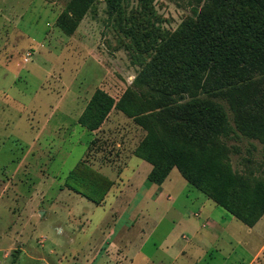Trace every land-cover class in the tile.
<instances>
[{
    "label": "rangeland",
    "instance_id": "1",
    "mask_svg": "<svg viewBox=\"0 0 264 264\" xmlns=\"http://www.w3.org/2000/svg\"><path fill=\"white\" fill-rule=\"evenodd\" d=\"M70 2L80 16L76 23L66 12ZM112 2H117L114 9ZM210 4V0H0V264H94V242L105 230L96 222L101 219L105 227L103 222L109 224L110 219L64 188V177L84 160L93 168L109 167L111 171L103 174L115 180V169L147 134L137 119L145 117L148 104L162 103L151 91L175 90L159 76L176 70L171 61L166 69L161 66L160 45L177 39L181 26L189 33L197 14ZM204 82L207 90L220 95L230 125L234 119L238 124L237 132L212 141L223 148L234 172L264 183V75L241 83L212 77ZM96 89L116 102L129 98L137 116L127 118L112 110L98 132L86 131L77 118ZM201 89L192 93L205 98ZM174 99L166 98L164 107L155 111L182 118L183 130L191 135L187 118L177 112L190 94ZM132 161L138 160L129 162L123 179L138 183L143 171H133ZM177 175L168 182L171 194L182 190L179 183L198 193ZM144 183L150 185L146 179ZM172 213L132 264H160L162 254L154 249L158 237L171 227ZM154 221L132 222L125 215L112 225L114 232L120 231L118 240L128 236L121 233L123 227H130L132 258L140 245L139 230L149 233ZM230 227L232 236L225 233L215 243L221 249L199 264H248L264 245L260 227L251 235L247 228L253 226L233 221ZM231 238L230 246L225 241ZM121 256L118 264H124ZM260 257L258 262H264V251Z\"/></svg>",
    "mask_w": 264,
    "mask_h": 264
},
{
    "label": "trees",
    "instance_id": "2",
    "mask_svg": "<svg viewBox=\"0 0 264 264\" xmlns=\"http://www.w3.org/2000/svg\"><path fill=\"white\" fill-rule=\"evenodd\" d=\"M210 6L197 14L189 33L181 26L177 39L158 49L160 64L166 69L169 61L176 70H165L159 75L168 79L175 90L151 91L162 101L157 107L148 104L140 127L147 132L132 155L151 165L146 177L149 184L161 185L175 168L188 185L211 200L216 206L242 223L252 227L264 214V183L250 182L232 170L223 148L212 137L233 134L238 130L234 119L219 101V94L206 89L205 77L233 83L244 82L255 74L264 75V0H210ZM114 9L117 2L110 3ZM66 12L80 19L70 2ZM202 88L205 98L192 93ZM184 93L191 99L178 106V114L187 118L192 128L188 135L183 130L182 118L164 107L167 99L176 100ZM112 110L127 118H135L129 98L119 101L101 89H96L77 118V124L88 132L97 131ZM205 132V138L202 133ZM92 142H90L91 145ZM89 145V146H90ZM89 148V147H88ZM112 181L84 160L78 161L64 178L63 187L94 205H100Z\"/></svg>",
    "mask_w": 264,
    "mask_h": 264
},
{
    "label": "crops",
    "instance_id": "3",
    "mask_svg": "<svg viewBox=\"0 0 264 264\" xmlns=\"http://www.w3.org/2000/svg\"><path fill=\"white\" fill-rule=\"evenodd\" d=\"M100 129L101 127L94 132H98ZM94 132L90 133L94 134ZM90 142L87 144L86 149H88ZM133 158L138 160L132 161L135 167L133 171H143L142 180L138 183L123 179V170L126 169ZM94 169L102 174L108 172V170L111 171L105 165L95 166ZM150 170V164L130 155L119 170L115 169V180L109 178L112 181L111 188L104 197L103 202L98 206L94 205L99 208L102 217L110 219L109 224H107V221L103 222V225H106L105 227L101 226V219L96 222L100 230L105 229L107 231L104 230L101 237L94 242V264H118L116 258L119 254H122L121 260L124 261V264H132L133 259L139 255L143 246L152 238L161 223L167 220L172 212L173 216L169 219L171 227L158 237V247L154 249L162 254L160 264H199L201 259L204 260V258L210 257L212 252H217L221 249L215 243L225 233L232 236L231 223L239 221L225 210L229 217L217 212L216 205L203 194L198 191H196L198 193H193L185 190L180 183L178 185L181 186L180 189L182 188V190L171 194L168 182H170L173 174L176 179L178 178L177 173L179 174L175 168L170 171L167 178L159 186L154 184L145 185L144 180ZM185 183L187 184L186 181ZM164 200L169 202L170 205L167 206ZM125 215L132 222H135L137 218L145 222L156 220L149 233L139 230L140 245L137 249L135 248L137 254L133 258L134 249L130 248L131 239L129 240L130 236H132L130 227L121 228V233L128 235L123 240H118L116 234L118 235L120 231L116 233L112 227L119 217ZM257 227H260L259 234L264 231V216L252 228L246 227L248 230L247 235L256 232L254 230ZM131 228L132 230L134 229L133 226ZM225 243L231 246L232 238L225 241ZM213 248H217V250ZM263 251L264 245L259 247L248 264H253L254 262L259 264L258 258L263 255ZM260 264H264V262Z\"/></svg>",
    "mask_w": 264,
    "mask_h": 264
}]
</instances>
